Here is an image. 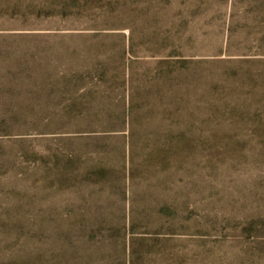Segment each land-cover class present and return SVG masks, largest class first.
<instances>
[{"label":"rangeland","instance_id":"374dc122","mask_svg":"<svg viewBox=\"0 0 264 264\" xmlns=\"http://www.w3.org/2000/svg\"><path fill=\"white\" fill-rule=\"evenodd\" d=\"M0 264H264V0H0Z\"/></svg>","mask_w":264,"mask_h":264}]
</instances>
